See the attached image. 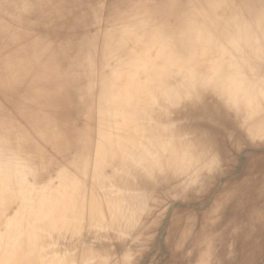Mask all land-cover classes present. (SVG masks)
<instances>
[{
  "label": "bare ground",
  "instance_id": "1",
  "mask_svg": "<svg viewBox=\"0 0 264 264\" xmlns=\"http://www.w3.org/2000/svg\"><path fill=\"white\" fill-rule=\"evenodd\" d=\"M0 264H264V0H0Z\"/></svg>",
  "mask_w": 264,
  "mask_h": 264
},
{
  "label": "rangeland",
  "instance_id": "2",
  "mask_svg": "<svg viewBox=\"0 0 264 264\" xmlns=\"http://www.w3.org/2000/svg\"><path fill=\"white\" fill-rule=\"evenodd\" d=\"M119 2H120V4H122V6L124 5V7H126L128 4H134V3H139V0H119ZM101 45H102V40H100V42H99V45H98V48L100 49V47H101ZM97 75H99V72L97 71ZM232 148V147H231ZM247 151H249V149L248 148H246V152ZM232 152H234V154H236L237 153V151L235 150V149H233L232 150ZM241 155V154H240ZM161 199V197L160 198H158V200H160ZM149 241V242H148ZM140 243H141V247L143 248V250L142 251H139V253H138V255H141L142 253H144V252H146V249L148 248V247H150V245H151V241H150V238L149 237H145V238H143V239H141V241H140ZM145 243V244H144ZM149 243V244H148Z\"/></svg>",
  "mask_w": 264,
  "mask_h": 264
}]
</instances>
